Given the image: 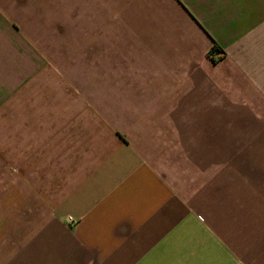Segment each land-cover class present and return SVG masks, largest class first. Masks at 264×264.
Wrapping results in <instances>:
<instances>
[{"label": "crops", "instance_id": "1", "mask_svg": "<svg viewBox=\"0 0 264 264\" xmlns=\"http://www.w3.org/2000/svg\"><path fill=\"white\" fill-rule=\"evenodd\" d=\"M0 153V264H264V0H0Z\"/></svg>", "mask_w": 264, "mask_h": 264}, {"label": "rangeland", "instance_id": "2", "mask_svg": "<svg viewBox=\"0 0 264 264\" xmlns=\"http://www.w3.org/2000/svg\"><path fill=\"white\" fill-rule=\"evenodd\" d=\"M3 154L6 155H3L4 159L8 161V164H7V167H4V171H3V179L5 178L4 175H6V178L7 180H5L4 184H3V194L5 195L6 198H8L6 202V205L8 204L9 205V197H10V182L9 181V171H10V165H9V160H10V157L11 155H9V150L7 151H3ZM0 155H2V153H0ZM5 205V204H4ZM5 205V206H6ZM3 220L1 219L2 222H6V218H9L10 215H8L10 213V210H9V207L6 206V208L3 209ZM7 213V214H6ZM2 217V215H0V218Z\"/></svg>", "mask_w": 264, "mask_h": 264}, {"label": "built area", "instance_id": "3", "mask_svg": "<svg viewBox=\"0 0 264 264\" xmlns=\"http://www.w3.org/2000/svg\"><path fill=\"white\" fill-rule=\"evenodd\" d=\"M214 52H217V55L221 56V52L218 49H214Z\"/></svg>", "mask_w": 264, "mask_h": 264}, {"label": "trees", "instance_id": "4", "mask_svg": "<svg viewBox=\"0 0 264 264\" xmlns=\"http://www.w3.org/2000/svg\"><path fill=\"white\" fill-rule=\"evenodd\" d=\"M212 49H213V47H212Z\"/></svg>", "mask_w": 264, "mask_h": 264}]
</instances>
